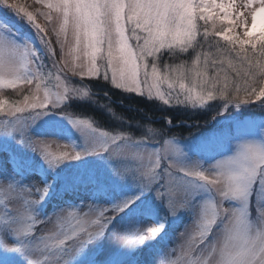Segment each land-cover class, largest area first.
I'll return each instance as SVG.
<instances>
[{
    "label": "rangeland",
    "instance_id": "rangeland-1",
    "mask_svg": "<svg viewBox=\"0 0 264 264\" xmlns=\"http://www.w3.org/2000/svg\"><path fill=\"white\" fill-rule=\"evenodd\" d=\"M10 2L32 6L29 10L38 7L33 5V0ZM231 2L238 6L246 0ZM236 10L239 11V8ZM37 22L43 23L42 18ZM257 31H260L259 27ZM48 38L55 55L34 24L14 10L0 5V48H16L21 52L27 49L35 53L29 57L27 71L18 73L22 78H34L39 72L47 83V77L56 69L60 55L55 36ZM61 39L64 37L61 36ZM68 39L71 41V30ZM197 53L196 46L187 52L164 50L158 64L164 69L182 62L191 63ZM61 77L73 89L63 99H52L42 110L15 115L0 113V191L8 189L20 194L16 199L0 196V264H171L180 256L181 246L187 247L186 240L201 220L204 205L217 201L215 190L191 173H215V165L234 157L242 145L264 146V116L252 118L241 113L246 106L263 105L264 98L249 99L242 94V101L248 102L235 104L231 109L226 106L210 123L195 125L200 127V134L185 139L167 136L151 127H145L143 137H134L123 131L108 132L91 118L58 111L66 109L70 94L79 93L74 82L84 83L88 90L85 79H110H81L63 73ZM10 79L14 77L5 78L4 86L18 89L25 84L22 80L9 84ZM49 89L56 92L53 84H49ZM43 92L41 88V96ZM142 96L149 98L146 94ZM149 99L157 100L164 106L193 109H207L214 102L220 105L225 101L217 97L203 105L165 104L155 94ZM0 101H4L2 106L5 110L13 104L24 106L23 99L11 101L5 98L2 87ZM74 120H87L95 133L74 126ZM101 132L127 139L108 144L106 150H100L97 140ZM36 141L54 142L74 153H81V156L51 165L40 151L34 149ZM169 144L179 152L169 150L161 159L154 178H146L137 170L139 161L130 156L113 154L125 147L135 152L159 153ZM170 179L176 188L173 205H184L175 212L169 207L168 198L157 197V192L165 191L169 186ZM223 207L232 210L246 208L249 223L256 226L259 213L264 211V185L259 177L249 190L247 205L240 200L225 199ZM105 210L106 217L111 219L101 235L83 246L74 240L52 246L55 242L52 238L57 235L79 230L84 214H92L88 219H95L94 215ZM73 211L76 215L69 216L68 213ZM225 224L226 218L217 219L211 234L195 255L222 239ZM152 228L161 229L154 238L149 232ZM142 236L148 238L141 242ZM138 247L142 248L140 253Z\"/></svg>",
    "mask_w": 264,
    "mask_h": 264
},
{
    "label": "snow or ice",
    "instance_id": "snow-or-ice-1",
    "mask_svg": "<svg viewBox=\"0 0 264 264\" xmlns=\"http://www.w3.org/2000/svg\"><path fill=\"white\" fill-rule=\"evenodd\" d=\"M0 5L34 24L53 55L55 51L48 37L54 35L60 53L57 67L49 73L46 83L39 72L34 78H22L18 74L27 71L29 57L35 53L27 49L21 52L16 48H0V87L7 77H14L9 84L22 80L29 85V94L23 96V107L13 104L5 110L4 101H0L3 115L42 110L52 99L59 101L73 92L61 73L81 79H110L119 89L146 94L149 98L155 94L165 104L203 105L219 97L238 105L248 102L241 101V94L249 99L264 98V0H246L238 6L231 0L227 3L225 0H33V5L38 6L33 10H29L30 5L10 0H0ZM41 18L43 23H38ZM218 22L223 27L217 28ZM200 37L206 41L212 38L209 50L198 51L191 63L182 62L161 69L158 58L164 50L187 52L196 46ZM49 84L55 86V93L49 89ZM72 123L82 130L96 131L87 120ZM99 137L100 150L127 139L109 136L106 132L99 133ZM33 147L51 165L81 156L54 142L36 141ZM169 150L179 152L169 144L159 153L135 152L125 147L113 154L139 161L137 170L146 178H154L161 159ZM215 167L217 171L212 174L191 173L215 190L217 201L204 205L201 220L186 240L187 247L181 246L180 256L171 264H264V211L259 213L257 224L253 226L248 221L246 208L223 207L225 199L240 200L247 205L249 190L258 177L264 185V146L242 145L234 157L218 162ZM175 194V184L170 179L169 186L157 192V197L168 198L169 207L175 212L184 206L173 205ZM4 195L16 199L20 194L5 189L0 191V196ZM106 211L94 215L95 219H88L92 214H84L79 230L57 235L52 238L55 241L52 246L70 240L83 246L101 235L111 219L106 217ZM218 218H226L222 239L195 255ZM160 230L150 229L151 238ZM145 238L148 237H140L141 242Z\"/></svg>",
    "mask_w": 264,
    "mask_h": 264
},
{
    "label": "trees",
    "instance_id": "trees-1",
    "mask_svg": "<svg viewBox=\"0 0 264 264\" xmlns=\"http://www.w3.org/2000/svg\"><path fill=\"white\" fill-rule=\"evenodd\" d=\"M216 27L220 28L223 25L218 22ZM212 42V38L206 41L200 37L196 51L209 50ZM220 43L223 44L224 41L221 39ZM38 63L41 64L40 60ZM84 82L89 91L85 88L84 83L74 82L79 93L70 94V101L65 106L66 109L58 111L70 112L77 117L91 118L99 127L108 132L123 131L134 137H143L145 127H151L167 136L181 139L200 134V127L195 125L210 123L230 104L227 100L220 105L214 102L207 109L164 106L157 100L116 88L108 80L85 79ZM2 92L5 98L18 101L29 93V85L24 84L22 88L18 89L3 86ZM240 99L242 101V94ZM262 103L263 105L254 104L242 108V116L263 117L264 99ZM137 251L140 253L142 248L138 247Z\"/></svg>",
    "mask_w": 264,
    "mask_h": 264
},
{
    "label": "water",
    "instance_id": "water-1",
    "mask_svg": "<svg viewBox=\"0 0 264 264\" xmlns=\"http://www.w3.org/2000/svg\"><path fill=\"white\" fill-rule=\"evenodd\" d=\"M231 106H234V105H231Z\"/></svg>",
    "mask_w": 264,
    "mask_h": 264
}]
</instances>
